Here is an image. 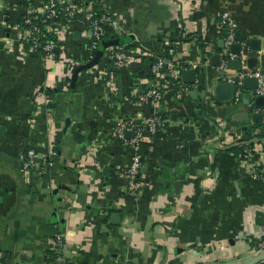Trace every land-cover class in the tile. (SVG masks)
<instances>
[{
  "label": "crops",
  "instance_id": "crops-1",
  "mask_svg": "<svg viewBox=\"0 0 264 264\" xmlns=\"http://www.w3.org/2000/svg\"><path fill=\"white\" fill-rule=\"evenodd\" d=\"M94 1L118 22L111 33L134 38L120 45L129 54L125 65L111 72L108 47L71 89L73 69L90 58L92 5H84L69 23L59 56L46 59L30 57L12 25L31 1L0 0L2 264H47L58 230L67 264H221L254 254L264 238V119L232 117L257 110L253 90L243 88L240 101L231 104L220 101L214 89L225 83L233 90L225 79L246 70L248 57H255L254 69L264 73V0ZM224 12L235 23L243 62L241 70L227 68L221 75L210 57L223 51ZM187 34L192 37L183 40ZM253 39L258 50L249 47ZM158 57L186 70L198 66L202 86L184 89L182 82L177 97L171 79L150 72ZM146 82L161 92L155 109L136 99ZM152 112H159L164 124L139 142L142 188L134 198L124 187L131 149L115 128L121 120L140 122ZM247 127L261 135L252 139L254 163L228 149L247 141ZM29 148L42 161L24 169L22 156ZM52 149L54 164L45 166L42 157Z\"/></svg>",
  "mask_w": 264,
  "mask_h": 264
},
{
  "label": "built area",
  "instance_id": "built-area-1",
  "mask_svg": "<svg viewBox=\"0 0 264 264\" xmlns=\"http://www.w3.org/2000/svg\"><path fill=\"white\" fill-rule=\"evenodd\" d=\"M30 7L19 19L12 22L15 29L19 31V41L21 45L29 52L42 51L43 58L54 59L55 49L61 48V42L65 32H68L69 23L74 20L84 5H92V0H30ZM220 29L226 31L223 39V51L221 53V61L217 66L219 70H226L228 62L236 59L238 56L230 52L229 48L234 43L235 23L227 13H222L219 19ZM88 45L90 49V57L94 54L100 41L104 38L109 30L117 29L118 22L103 13L94 16L91 13L88 23ZM110 69L112 73L114 69L126 64L129 54L122 46L109 47ZM90 59V58H89ZM187 66L177 65L165 59L158 57L151 65L150 72L155 77L162 79L165 75L169 76L172 82L178 85L175 95L182 96L181 73L186 70ZM196 65L192 69H198ZM246 76H253L257 79V87L253 90V96L264 95V73L255 69H246L240 71L236 77H226V82L233 85V95L230 100L231 104L240 101L243 95L242 79ZM195 84L202 86L199 77H196ZM206 86L203 85L202 92L206 93ZM185 89V88H184ZM139 103H148L154 109L160 100L161 92L158 88L149 83H145L139 92L135 93ZM164 124V117L159 112H152L144 116L140 122H135L132 118H126L117 123L115 133L118 138L127 140L131 155L127 163L124 173V187L126 192L134 198H137L141 188V171L143 166V158L139 151V142L144 135H155L159 132ZM131 132L132 136L126 139V133ZM255 136L259 135V129L253 131ZM254 150L246 145L242 152V158L250 163ZM57 152L52 149L46 157L43 158L45 166H52ZM38 154L35 149L29 148L22 156V167L28 169L37 164ZM42 161V159H41ZM254 175H258L257 173ZM264 248V239L258 243L257 251ZM51 260L47 264H67L64 255V237L61 231H55L53 234V245L51 248ZM3 258V252L0 251V264Z\"/></svg>",
  "mask_w": 264,
  "mask_h": 264
},
{
  "label": "water",
  "instance_id": "water-1",
  "mask_svg": "<svg viewBox=\"0 0 264 264\" xmlns=\"http://www.w3.org/2000/svg\"><path fill=\"white\" fill-rule=\"evenodd\" d=\"M111 39H103L101 41V43L98 45V47L96 48L94 54L90 57V59H88V61L76 66L71 74L70 77V87L71 89L74 88V84L76 81V78L78 76V74L81 71H84L86 69H90L92 67H94L95 65L98 64L99 60L102 58L104 51L111 46H120V45H124V44H128L130 41H132V39L134 38V35H127V36H123V37H113V35L110 36ZM257 42L258 40L253 39L252 41H250L249 43V47L252 50H258L259 49V43L257 44V46H254V43ZM223 46V41L220 44V47ZM230 52H232L233 54H236L238 57L236 59H231L228 62V68L231 70H236L239 71L241 70V66H242V45L240 42H234L230 48H229ZM150 61H152V59H150ZM221 61V55L220 54H213L210 57V64L213 67H217L220 64ZM246 63V67L247 69H254L256 67V63H257V59L255 57H248L245 60ZM149 68L151 67V63L148 66ZM220 74L224 75L225 71L224 70H220ZM197 75H196V70L195 69H187L182 71L181 73V81L183 82V87H187L188 85H193L195 82ZM204 86H206L205 82L203 83ZM242 87L244 88V90L247 91H251L254 90L257 87V79L253 76H246L242 79ZM224 89H227L228 94L223 93L224 95H220V93H222V91ZM214 92L217 94V97L220 101H224V102H229L232 98L233 95V90L232 87L229 84H225V83H220L217 84L215 86ZM189 94L191 97L195 98L196 97V90L195 89H191L189 90ZM203 99V97H202ZM249 96L245 95L244 96V100H248ZM203 100L200 101V106H203ZM254 107L257 108V110L255 112L251 113V109H246V111L242 112V113H236L233 114L232 117L233 119H237V120H243V121H247L250 120L253 123H262L263 119H264V95H256L255 100H254ZM51 107H54V105L52 104ZM66 125H68L70 123V119L67 118L65 120ZM246 128V127H243ZM3 129V127H0V131ZM132 133L129 132L127 133V136H131ZM188 138L192 139L194 137L193 133H187L186 135ZM38 161H41V159H37ZM107 170L106 168L103 170L104 171ZM116 215V214H113ZM264 263V249L256 251L254 254L250 255V256H245L243 258L240 259H236L230 262H225V263H221V264H261Z\"/></svg>",
  "mask_w": 264,
  "mask_h": 264
},
{
  "label": "trees",
  "instance_id": "trees-1",
  "mask_svg": "<svg viewBox=\"0 0 264 264\" xmlns=\"http://www.w3.org/2000/svg\"><path fill=\"white\" fill-rule=\"evenodd\" d=\"M92 1H93V14H94V16H97V15L103 14L104 12L101 11V9L99 8L98 4H97L94 0H92ZM221 34H224V33H221ZM111 35H113V37H117L114 33H111V31L108 29V32L106 33V35L104 36L103 39H111V38H110ZM190 37H192V35H191V34H187V35H186L185 37H183L182 39H183V40H187V39H189ZM103 39H102V40H103ZM102 40H101V41H102ZM101 41H100V43H101ZM100 43H99V44H100ZM198 45H199L201 51L203 52V50H204V44L201 43V42H199ZM164 48H165L164 55H165V56H169V47L166 46V47H164ZM54 51H55V57H54V58H57V57L59 56L60 50H59V49H55ZM29 56H30V57H43V52L40 51V50L35 51V52H29ZM114 72H115V69H114ZM150 76H152V75H150ZM152 77H153V76H152ZM152 77H151V78H152ZM166 78H167V79H170L169 76H166ZM173 86H174L173 90L176 92V91L178 90L179 87H178V85H177L176 83H175ZM199 106H200V103H199ZM259 125H260V124H256V126H259ZM245 135H246L245 140H247V141H245V142L240 141V142H237L236 144L231 145V146L228 147V149H229L230 151H232V152L234 153V155L237 156L239 159L242 158V152H243V149L246 147V145L249 146L250 148H252V149L254 150V148H253V144H254V142H253L252 139L255 138V137H257V136H255L254 134H252V129L249 128V127H247V129L245 130ZM257 138H258L257 140H259V139L261 138V135H259ZM56 152H57V151H56ZM55 158H56V157H55ZM257 159H258V155H257V154L255 153V151H254V153H253V157H252V160L255 161V160H257ZM198 194H199V190H198V188L196 187L195 194H194V196L192 197V199L195 200V198L198 196ZM263 239H264V238H263ZM263 239H262V240H263ZM257 246H258V244H257ZM51 257H52V256H51V253H50L49 256H48V258H47V262H49V261L51 260Z\"/></svg>",
  "mask_w": 264,
  "mask_h": 264
},
{
  "label": "rangeland",
  "instance_id": "rangeland-1",
  "mask_svg": "<svg viewBox=\"0 0 264 264\" xmlns=\"http://www.w3.org/2000/svg\"><path fill=\"white\" fill-rule=\"evenodd\" d=\"M256 248H258V246H257ZM263 249H264V248H263Z\"/></svg>",
  "mask_w": 264,
  "mask_h": 264
}]
</instances>
